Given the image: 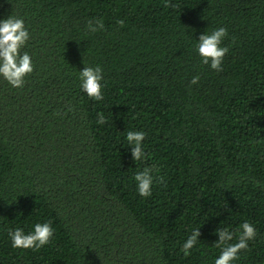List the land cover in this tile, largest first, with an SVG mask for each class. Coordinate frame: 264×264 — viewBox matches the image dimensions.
Instances as JSON below:
<instances>
[{"label":"trees","instance_id":"1","mask_svg":"<svg viewBox=\"0 0 264 264\" xmlns=\"http://www.w3.org/2000/svg\"><path fill=\"white\" fill-rule=\"evenodd\" d=\"M11 14L34 71L22 88L0 77V264H214L215 230L245 220L257 235L234 264H264V0H0ZM218 27L221 71L194 51ZM84 64L103 68L102 101L79 88ZM129 130L146 133L142 161ZM37 221L51 243L13 249L8 231Z\"/></svg>","mask_w":264,"mask_h":264},{"label":"clouds","instance_id":"2","mask_svg":"<svg viewBox=\"0 0 264 264\" xmlns=\"http://www.w3.org/2000/svg\"><path fill=\"white\" fill-rule=\"evenodd\" d=\"M123 24V21H119ZM87 30L95 33L104 28L100 19L92 18L87 22ZM228 35L225 27L214 28L204 31L196 39L194 51L200 58L203 65L209 66L216 71L222 70L225 55L229 49L222 46L224 38ZM31 38L30 31L25 24V20L16 15H10L5 19H0V77H2L13 88H22L26 78L34 71L32 55L23 51ZM200 77L193 76L191 84L196 85ZM77 80L81 92L88 98L95 101L104 99L103 93V68L100 65H86L78 70ZM105 117L98 114V124H104ZM146 133L143 130H129L126 134V141L130 148L132 161H142L147 157L145 151ZM152 169L144 168L135 174L136 192L140 197L147 198L152 195L154 177ZM162 179V178H161ZM218 240L214 246L218 248L219 255L214 258V264H234L238 261L239 253L246 250L249 241L254 240L257 235L255 226L245 220L234 233L230 227H218L215 230ZM55 229L50 221H37L31 226L30 231H25L23 227H16L8 231V239L13 249L39 250L49 245L54 238ZM201 236L200 227L193 228L191 233L181 245V251L185 257L191 255L194 248L198 246Z\"/></svg>","mask_w":264,"mask_h":264}]
</instances>
